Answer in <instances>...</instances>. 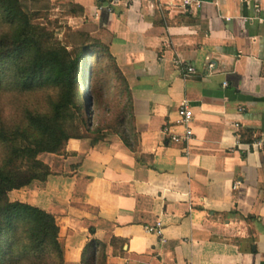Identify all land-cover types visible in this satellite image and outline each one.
<instances>
[{
  "label": "crops",
  "instance_id": "0c3cea01",
  "mask_svg": "<svg viewBox=\"0 0 264 264\" xmlns=\"http://www.w3.org/2000/svg\"><path fill=\"white\" fill-rule=\"evenodd\" d=\"M63 1L124 79L137 149L70 140L10 198L56 219L64 264H264V152L247 147L264 138V0ZM182 101L187 146L162 135Z\"/></svg>",
  "mask_w": 264,
  "mask_h": 264
},
{
  "label": "trees",
  "instance_id": "16d2710c",
  "mask_svg": "<svg viewBox=\"0 0 264 264\" xmlns=\"http://www.w3.org/2000/svg\"><path fill=\"white\" fill-rule=\"evenodd\" d=\"M49 1L0 0V95L7 91L28 102L18 115L0 110V264H64L56 219L13 201L10 194L51 175L39 155H65L70 140L84 139V133L100 135L91 120L93 106L108 89L105 78L117 76L125 85L117 68H98L104 60L114 62L88 32L77 33L79 44L69 46L59 38L64 27L52 31L39 23V14L51 9ZM66 9L72 20L83 17L78 4L67 3ZM118 124L114 134L135 152L134 129H121L123 117Z\"/></svg>",
  "mask_w": 264,
  "mask_h": 264
},
{
  "label": "rangeland",
  "instance_id": "374dc122",
  "mask_svg": "<svg viewBox=\"0 0 264 264\" xmlns=\"http://www.w3.org/2000/svg\"><path fill=\"white\" fill-rule=\"evenodd\" d=\"M50 4L51 9L48 12H42L39 14V23L48 27L52 31L57 30V27H64L59 38L69 46L78 45L79 39L77 33H87L82 26V20H72L67 17V2L63 0H51ZM92 59V56L89 57V61H93ZM108 65L112 67V69L116 68L113 63L106 60L102 61V63L98 65V68L104 69ZM90 76V72L86 74L85 87L88 85V78ZM82 79L83 77H81V81ZM105 80L108 81V89L103 93L101 100L93 106L91 120L92 125L98 127L101 133L98 135L83 132L84 137L86 138L101 139L113 135L115 131L118 130L117 126H119L118 122L120 117L124 118L123 128L121 129H131V119L128 109V101L125 95V85L118 77H107ZM24 98H26V100H24ZM28 100H32V98L29 97ZM24 102H27V97H18L13 93L5 91L0 95V110H10L11 114L18 115L20 108L25 105ZM50 263V261L45 262V264Z\"/></svg>",
  "mask_w": 264,
  "mask_h": 264
},
{
  "label": "built area",
  "instance_id": "2783aa9c",
  "mask_svg": "<svg viewBox=\"0 0 264 264\" xmlns=\"http://www.w3.org/2000/svg\"><path fill=\"white\" fill-rule=\"evenodd\" d=\"M109 11H111L116 6L125 3L129 4L133 0H102ZM185 5L190 4V0L184 1ZM181 73L183 75H193L195 70L191 66L182 67ZM192 121H193V111L186 101H182L176 111V118L174 123L171 125H165L162 130L163 137L171 144L174 145H188L193 137L192 132ZM238 128V126H236ZM180 130V132H177ZM248 148L252 150H257L264 152V138H257L251 144L247 145ZM148 232L155 233L158 236H162L161 223H156L154 227L147 228Z\"/></svg>",
  "mask_w": 264,
  "mask_h": 264
}]
</instances>
